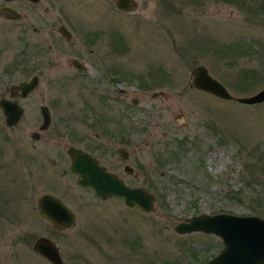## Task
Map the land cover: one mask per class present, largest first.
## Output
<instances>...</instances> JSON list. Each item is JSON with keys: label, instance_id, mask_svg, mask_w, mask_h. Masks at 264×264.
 I'll use <instances>...</instances> for the list:
<instances>
[{"label": "rangeland", "instance_id": "rangeland-1", "mask_svg": "<svg viewBox=\"0 0 264 264\" xmlns=\"http://www.w3.org/2000/svg\"><path fill=\"white\" fill-rule=\"evenodd\" d=\"M147 2L136 0L144 8ZM157 4L145 18L135 5L121 10L115 0H19L11 6L22 18L0 19V68L29 65L25 74L21 68L5 72L4 82L9 86L37 72L39 85L27 114L38 115L39 122V105L51 112L45 131L34 126L0 132V139L8 135L0 141V264H48L31 249L37 237L54 242L63 264H204L221 249L219 238L178 234L174 225L199 214L264 218V101L241 104L189 86L191 69L203 65L234 96L264 88V0ZM59 24L70 28L73 45L96 32L101 40L77 50L59 37ZM45 39L53 40L50 51ZM72 56L97 72L96 63L114 66L118 92L124 89L136 100L116 103L115 115L119 127L133 132L134 175L126 183L153 194L152 211L126 207L120 197L100 200L76 184L74 175L58 172L60 143L68 133L63 122L71 121L72 134L78 135L82 104L95 101V89L84 91L80 74L67 65ZM32 131L43 139L31 140ZM30 144L38 145L37 151ZM39 152L42 172L31 162ZM49 159L60 160L59 167ZM47 192L74 211L72 227L53 229L37 215L35 201ZM9 233L20 239L2 249L14 241Z\"/></svg>", "mask_w": 264, "mask_h": 264}, {"label": "water", "instance_id": "water-1", "mask_svg": "<svg viewBox=\"0 0 264 264\" xmlns=\"http://www.w3.org/2000/svg\"><path fill=\"white\" fill-rule=\"evenodd\" d=\"M115 4L119 9L127 11L134 5L131 0H115ZM2 13L8 19L19 20L20 18V15L10 7L3 8ZM58 32L66 39L69 37L68 32L62 28L58 29ZM190 73V87L216 98L249 105L264 101V88L253 95L234 96L222 83L213 78L203 65H196ZM36 80V76H33L29 81L13 85V89L21 90L23 95L36 86ZM0 103L4 108L7 125L15 124L21 113L20 107L10 106L8 101ZM42 114L44 122L41 128H45L48 124L45 108H42ZM68 152L72 155L71 171L79 175L78 184L91 186L96 197L105 200L115 195L122 197L126 207L137 206L145 213L152 211L153 194L144 188L128 187L121 180L111 179L102 167L95 164L88 155L80 154L78 149L70 148ZM80 158L82 160H79ZM37 209L40 215L57 229H65L74 223V212L51 194L46 193L39 197ZM173 230L178 234L202 232L219 238L222 244L221 249L204 264H264V218L262 217L226 213L199 214L185 218L184 221L174 225ZM32 250L50 264H63L57 246L48 238L37 237L32 244Z\"/></svg>", "mask_w": 264, "mask_h": 264}, {"label": "flooded vegetation", "instance_id": "flooded-vegetation-1", "mask_svg": "<svg viewBox=\"0 0 264 264\" xmlns=\"http://www.w3.org/2000/svg\"><path fill=\"white\" fill-rule=\"evenodd\" d=\"M17 1L19 0H10V1L0 0V19L12 20V19L6 18L5 15L2 13V9L6 7H10L14 9L20 15L19 20L22 18V15L14 7L11 6V3H16ZM25 1L27 3L29 2L32 3L31 0H25ZM15 21H18V20H15ZM60 28L68 32L69 37L66 39L61 34H59V37L64 39V41H66L67 46L69 45L70 47H75V49L77 50H81L86 44H90V45H93V43L99 44L101 40L100 38L101 32L100 33L96 32L94 35H90L87 38L82 39L80 41L79 46L73 45L71 44V41H70V38H71V33L69 31L70 28H67L64 24H59L57 25V28H56L57 32H58V29ZM44 41H45L44 43H46L45 44L46 50L50 51L51 48L53 47V44L51 43V41L53 42V40L45 39ZM91 51L92 50H89V53H91ZM22 52H25V55H27L28 53L26 50ZM54 56L56 59L61 58V54H55ZM31 57L33 56L31 55ZM98 58L99 60L101 59L100 55H98ZM67 65L80 74V78L78 79V81L81 83V88L84 91L87 90L88 88L95 89V91H92L93 96H95L94 97L95 101L92 102L91 104L89 102H86V105L82 104V110L84 111L81 113V116L79 119V125L77 124L78 135L72 134L71 127H73V125L71 121L69 122L68 120V121L63 122V126L68 127V133H66L65 135V141L63 140V142L60 143L63 145L64 149H63V156H62V162H61L62 170H59L58 172H60V175H65L67 178L71 177V175H74V181L76 182V184H78L77 180L79 179V175L71 171L72 155L68 152V149L74 148V149H78L80 151V154L88 155L91 159H93V162L95 164L102 167L103 171L106 174L111 176V179L116 178L117 180H121L124 185L128 187H134L126 183V179L134 175L133 161L131 158V152L129 151V146L132 144L133 132L129 128H127L129 130H124L121 126L120 127L118 126L117 124L118 119L115 115L116 114L115 105L116 103H121L122 105H125V103H127L128 105H135L136 100L135 99L129 100L127 98V93L125 92L124 89H121L118 92L119 90L117 88L118 78L115 75L116 69L114 66L108 67L104 63H96V67H98V72H97L93 69H90L89 68L90 64L83 63L78 56H72L69 59H67ZM4 66L0 68V102L8 101L10 106L16 105L20 107L21 113L18 119L16 120L15 124L7 125L6 117L4 115V108L2 107L0 103V117H1L0 132L7 131L8 134L11 135L13 134V131L27 130L28 128L30 129L33 128L34 126L37 127L39 132L45 131L46 129H48L50 122H51V112L46 105H39L38 107L39 117H40L39 122H37L38 115L33 114L31 117H29L27 114V111L29 108V102L33 103L30 100V96L32 95V92L35 91L39 85L38 73L37 72L35 73L33 71L27 78L19 79L17 81L12 82L9 86H7L3 78V74H5V72H9V70L13 68L15 69L21 68V72L25 74L29 71L25 69L29 65L28 63H12V65L10 66V69L7 68V66H5L4 68ZM76 66H78V68ZM33 76H36L37 78L36 86L30 91L22 95L21 90L13 89V85H16L20 82L29 81ZM103 80H105L109 84L110 87H105L102 84ZM119 93H121L123 96H120ZM85 95L88 96L87 93H85ZM42 108L46 109V113L48 116V124L46 125L45 128H41L44 122ZM22 121L24 122L22 123ZM39 132L32 131L29 134L30 139L33 140L34 142H38L39 140H42L43 138L42 136L39 135ZM7 136L4 134V136L1 137L0 141L1 142L6 141ZM59 136L60 135L55 134L54 138L60 139ZM72 141H75L76 145L71 144ZM180 142H182V140ZM37 147L38 145L36 144H30V148L32 151H37ZM41 157H42L41 153L39 152L36 156L32 157L31 162L34 161L33 165L37 166L35 167L36 170H39L42 172L43 166H42ZM79 160H82V159L80 158ZM59 161L60 160L49 159L50 165L54 167H59L60 165ZM128 168H130L131 170H129ZM78 185L82 187L83 189H87L94 195V191L91 186H82L80 184ZM42 194H46V193H42ZM47 194H51L59 198L58 196L52 193L47 192ZM41 195H39L35 201V209H36L37 215L41 219H43L48 225H50L53 229L66 230L72 227L74 223L65 229H57L48 220H46L43 216L40 215L37 209V201ZM112 197H119V196L113 195L107 199H110ZM62 203L64 204L63 201ZM5 207L6 205L3 208ZM15 211L16 213L12 216L14 217V222L18 223L19 222L18 213H17L18 210L15 209ZM4 212H6V210ZM1 215L2 214H0V218H1ZM13 238H14V241H8V242L6 241L2 249H5L7 247L8 249H12L18 243L17 241L20 239V235L15 234ZM31 249H32V245H31ZM2 252L3 251H1L0 253ZM33 252L34 254L39 255L37 252L35 251ZM9 253L12 254L14 252L10 251ZM39 256L43 258L41 255ZM45 261L48 264H50L47 260Z\"/></svg>", "mask_w": 264, "mask_h": 264}, {"label": "clouds", "instance_id": "clouds-1", "mask_svg": "<svg viewBox=\"0 0 264 264\" xmlns=\"http://www.w3.org/2000/svg\"><path fill=\"white\" fill-rule=\"evenodd\" d=\"M131 2L135 5L134 10L145 18H149V14L155 12L158 7L157 0H148L147 8H144L143 6H137L136 0H131ZM9 235L14 236L15 234L9 233Z\"/></svg>", "mask_w": 264, "mask_h": 264}, {"label": "trees", "instance_id": "trees-1", "mask_svg": "<svg viewBox=\"0 0 264 264\" xmlns=\"http://www.w3.org/2000/svg\"><path fill=\"white\" fill-rule=\"evenodd\" d=\"M236 50H239L238 48H236Z\"/></svg>", "mask_w": 264, "mask_h": 264}]
</instances>
